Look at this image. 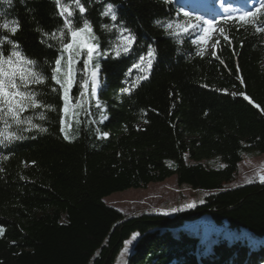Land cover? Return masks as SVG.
I'll return each instance as SVG.
<instances>
[{
	"label": "trees",
	"instance_id": "trees-1",
	"mask_svg": "<svg viewBox=\"0 0 264 264\" xmlns=\"http://www.w3.org/2000/svg\"><path fill=\"white\" fill-rule=\"evenodd\" d=\"M81 2L100 54L87 71V56L75 57L65 114L63 91L51 80L60 41L36 30L59 35L63 20L54 0H0V25L20 24L14 36L2 28L0 35L38 62L48 79L34 89L52 106L22 114L46 131L27 124L5 129L0 121V131L23 137L0 143V264H115L132 234L125 264H264V183L232 186L244 157L264 154V33L241 26L240 15L221 16L200 43L205 27L177 0ZM108 4L116 21L101 14ZM73 19L82 25L78 11ZM256 23L264 26V15ZM190 24L198 26L185 32ZM121 27L136 42L118 56ZM150 48L151 69L134 67ZM171 177L202 192L201 202L171 215H126L104 202ZM203 216L221 228L204 242L200 230L181 229Z\"/></svg>",
	"mask_w": 264,
	"mask_h": 264
},
{
	"label": "snow or ice",
	"instance_id": "snow-or-ice-1",
	"mask_svg": "<svg viewBox=\"0 0 264 264\" xmlns=\"http://www.w3.org/2000/svg\"><path fill=\"white\" fill-rule=\"evenodd\" d=\"M7 3L11 4V0H7ZM56 5L57 14L63 20L62 28L51 33L44 32L43 29L37 28L38 32H41L44 37H51L58 39L61 44V55L54 61V67H52L51 80L55 81L57 85L63 91L64 100V112L65 114L69 110L70 100L69 92L75 82V57L81 54L87 56V60L84 62V68L87 71L92 57L94 54L99 55V44L98 37H96L92 25L87 19L84 18V14L87 12V8L81 2V0H54ZM83 19L82 25H78L74 22V17L77 16ZM104 16H110L112 21L117 20V15L112 4H108L104 12L101 13ZM187 15V14H185ZM260 15H264V3H261L255 11L244 12L237 19L241 23V26L253 25L256 32L264 33V26L258 25L257 19ZM199 23V18H198ZM203 24L207 25L203 29V35L200 37V43H207L213 31V21L205 20ZM197 25H188L184 28L187 32L189 28H195ZM106 29L107 25H104ZM115 27V25H113ZM169 28L172 25H168ZM0 28L10 31L14 36L20 30L19 22H14V25L9 27L8 23L0 25ZM66 30V31H65ZM221 35L226 41H229V37L224 35L221 30ZM120 43L117 44L116 54L119 56L121 50L124 53H128L132 50V45L136 42V37L127 28H120ZM44 42L43 40L41 41ZM216 43H219L217 41ZM10 46V50L5 54L4 45ZM215 47V45H213ZM203 55V50L199 53ZM215 53H213L214 55ZM155 58V52L153 49H149L147 57L141 56L139 63L135 64L134 67L141 68L142 70L151 69L152 61ZM99 72V64H95L90 71V85L92 94L95 95L97 87V75ZM48 77L45 76L44 72L40 69L38 62L34 59L24 55L23 50L20 47L18 41L12 40L10 36L0 35V121L3 122L5 129H10L12 125H23L27 124L29 128H39L38 125L33 124L31 119H25L23 113L29 109H51L52 106L43 102L40 93H38L34 86L43 85ZM140 79H147V76L140 77ZM243 82V81H241ZM84 88L89 87V81H85L83 84ZM57 89L53 88L52 91ZM245 99H249L245 96ZM251 103V100H249ZM99 107V105H98ZM259 107V105H256ZM44 119L43 114L40 116ZM104 119H107L105 116ZM63 123V122H62ZM28 130V129H24ZM40 131H46L44 128H39ZM62 132H65V128H61ZM107 136V133H104ZM0 143L4 141H12L23 138L17 136L14 131H0ZM65 139H69L68 134L65 132ZM258 179L261 183H264V174H257ZM253 180L249 179L247 183H252ZM0 232H3V228H0Z\"/></svg>",
	"mask_w": 264,
	"mask_h": 264
},
{
	"label": "rangeland",
	"instance_id": "rangeland-1",
	"mask_svg": "<svg viewBox=\"0 0 264 264\" xmlns=\"http://www.w3.org/2000/svg\"><path fill=\"white\" fill-rule=\"evenodd\" d=\"M218 7L224 12L227 11L223 6L219 5ZM258 173L264 174V154L245 156L238 165V172L232 186L247 183L249 179L259 181ZM203 196L202 192L177 186L175 179L171 177L161 183L150 184L145 189H130L113 193L104 198V202L126 215L142 211L171 215L199 204ZM181 229L191 234L200 230L203 242L209 235L218 236L221 234V228L215 226L208 216H203L195 222L185 223ZM224 235L228 239L227 232ZM136 238L137 235L132 234L125 241L115 264H125V259Z\"/></svg>",
	"mask_w": 264,
	"mask_h": 264
},
{
	"label": "bare ground",
	"instance_id": "bare-ground-1",
	"mask_svg": "<svg viewBox=\"0 0 264 264\" xmlns=\"http://www.w3.org/2000/svg\"><path fill=\"white\" fill-rule=\"evenodd\" d=\"M195 8H197L198 9V7L196 6Z\"/></svg>",
	"mask_w": 264,
	"mask_h": 264
}]
</instances>
